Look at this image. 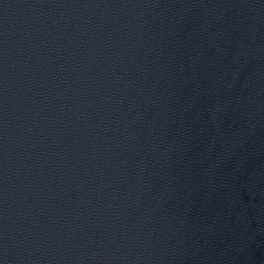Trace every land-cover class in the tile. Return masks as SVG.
I'll list each match as a JSON object with an SVG mask.
<instances>
[{"label":"water","instance_id":"water-1","mask_svg":"<svg viewBox=\"0 0 264 264\" xmlns=\"http://www.w3.org/2000/svg\"><path fill=\"white\" fill-rule=\"evenodd\" d=\"M0 264H264V0H0Z\"/></svg>","mask_w":264,"mask_h":264}]
</instances>
